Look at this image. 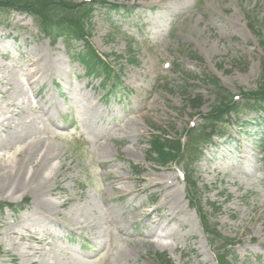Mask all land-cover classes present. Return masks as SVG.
<instances>
[{
	"label": "rangeland",
	"instance_id": "rangeland-1",
	"mask_svg": "<svg viewBox=\"0 0 264 264\" xmlns=\"http://www.w3.org/2000/svg\"><path fill=\"white\" fill-rule=\"evenodd\" d=\"M107 4L120 8L96 5L90 43L121 77L108 101L101 79L73 61L81 42L52 45L28 15L0 12V203L15 208L0 213V264H155L158 252L216 264L176 176L182 165L148 161V142L151 127L173 136L200 126L214 102L204 78L232 94L256 88L264 0ZM185 91L202 96L198 112ZM243 121L190 170L210 224L233 240L229 260L264 264V124Z\"/></svg>",
	"mask_w": 264,
	"mask_h": 264
},
{
	"label": "trees",
	"instance_id": "trees-1",
	"mask_svg": "<svg viewBox=\"0 0 264 264\" xmlns=\"http://www.w3.org/2000/svg\"><path fill=\"white\" fill-rule=\"evenodd\" d=\"M0 10H15V11H25L33 16L41 30L53 38L57 36L72 37L77 38L79 33L85 25L84 19L88 16L89 11L79 10V7L75 5H70L65 3L63 0H0ZM75 11L74 15L73 12ZM81 13V17H75L76 14ZM96 65L100 69L103 66L102 62H97ZM258 91L256 96L262 97L264 99V67L260 77ZM212 84L215 82L211 81ZM220 97L217 98V103L211 106L210 112L205 118L208 127L211 131H215L214 126L222 118V110L225 106V101H230L228 97L219 92ZM193 108L198 109L200 107V100L191 102ZM207 128H202V135L205 134ZM189 138L194 139L195 142L198 140V135L196 131L189 130L187 132ZM168 143V142H167ZM178 142L174 143V149L178 147ZM154 150L163 156V145L155 143ZM164 256H158L159 264H169ZM221 264H228L223 257H221Z\"/></svg>",
	"mask_w": 264,
	"mask_h": 264
},
{
	"label": "bare ground",
	"instance_id": "bare-ground-1",
	"mask_svg": "<svg viewBox=\"0 0 264 264\" xmlns=\"http://www.w3.org/2000/svg\"><path fill=\"white\" fill-rule=\"evenodd\" d=\"M32 73L30 72L29 73V75H31ZM14 155L15 156H18L16 153H14ZM6 168H8V167H6ZM6 168H4V169H6ZM18 173H19V170L18 169H14V171L12 172L11 170H7L5 173H4V175H5V177H11L10 175H12V179H15L17 176H18ZM35 178V176L34 175H32V177H31V179H34ZM160 185V183H158V182H154L153 183V186H159Z\"/></svg>",
	"mask_w": 264,
	"mask_h": 264
}]
</instances>
